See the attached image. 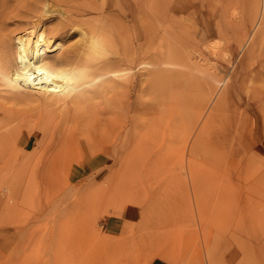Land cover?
<instances>
[{"label": "rangeland", "instance_id": "obj_1", "mask_svg": "<svg viewBox=\"0 0 264 264\" xmlns=\"http://www.w3.org/2000/svg\"><path fill=\"white\" fill-rule=\"evenodd\" d=\"M113 1L108 9L100 6L74 16L85 23L98 18L100 23L111 25L121 50L126 30L117 25L135 22L136 30L130 32L133 48L140 52L134 51L135 56L138 53L135 58L148 66L136 67L132 72L131 94L136 108L131 113L135 122L130 135L139 137L135 143L140 142L151 158L146 164L132 167H121V162L118 165L120 146L128 140L125 133L117 137L108 152L100 150L106 149L108 142V134L105 137L103 129L99 133L96 129L102 127L100 117L117 111L111 109V115L104 112L112 93L88 101L84 104L87 111L83 105L79 107L78 114L87 118L93 109L91 121L87 120L91 124L88 122L85 130L86 120L82 119L81 130L80 124L64 121L65 113L54 105L51 108L50 103H43L47 100L39 93H16L0 78V95L4 94L0 96V264H264V32L250 42L258 31L253 26L257 20L253 15H260L262 0H166L169 7L161 0L162 7L157 9L154 4L160 0H130L134 2V20L121 17L118 12L123 4ZM139 3L144 5L137 6ZM66 6L62 9H68ZM141 6L147 9L141 12ZM159 10L165 15L168 10L166 16L161 13L167 19L160 21ZM108 12H113L108 16L112 22ZM60 15L55 11L50 16L53 19L47 18L44 25L52 21L50 27H58L63 20ZM22 19L24 23L11 19L6 24L14 30L19 24L25 27L27 19L33 18ZM177 19L179 26L173 23ZM84 22L79 25L86 27ZM75 24L66 27L68 33L56 32L55 39L65 42V52L79 41ZM144 26L152 34H143ZM236 26L242 32L236 31ZM160 32L166 36H159ZM174 36L181 41L180 46L189 48L180 47ZM168 41L170 45L171 41L177 43L179 48L172 47H177L175 52L179 51V61L182 59L176 69L172 68V75L158 72L155 61L160 53H174V49L167 48ZM114 54L111 49L107 57L116 58ZM48 109L55 113L50 116ZM8 118L14 123L6 122ZM71 125L67 142L65 135ZM7 131L9 136L5 135ZM80 133L85 135L80 137ZM91 139L99 149L95 153L88 152L92 142L87 140ZM99 141L103 144L98 147ZM63 143H71L74 148L66 145V149ZM54 157L61 159L54 164ZM47 171L54 178L48 177ZM114 171L120 177H111Z\"/></svg>", "mask_w": 264, "mask_h": 264}, {"label": "bare ground", "instance_id": "obj_2", "mask_svg": "<svg viewBox=\"0 0 264 264\" xmlns=\"http://www.w3.org/2000/svg\"><path fill=\"white\" fill-rule=\"evenodd\" d=\"M113 0H101V2H99V0H0V78H2L5 83H7V87L11 88L13 91H15L16 93H22V92H28L30 94H32L31 92H37L39 93V95H42L45 100V102L43 103H50V107L52 105H54L56 108H58L62 113H65L64 117H63V120L64 121H67V122H70V124H80L78 126V129L81 128V123L80 121H82V119L84 120L85 118V123H86V126H85V130H86V127L88 126V122L90 123L91 119H90V116L92 114V110L90 111V115L88 114V118L90 119V121H87L88 118L87 117H82L80 116L78 113H79V110H80V106L83 105V109H84V104H86L88 101V103L91 102V100L93 99H97L99 97H102L103 95H106L107 93H112V97H108V95H106V97L109 98L108 100V104L106 106H104V112L105 113H109L111 115V109H114V111H116V114H112L111 116H108L106 115L105 117L102 116V118L100 117V119H103L100 123H101V128H96L98 130V133H99V130L100 129H103L102 130V133L105 132V137H106V134L107 135V139L110 137V139H106L107 144H106V149L105 148H101L100 150H104L105 152H108V150L112 147V145H114L115 141L117 140V137L123 133H125L126 135H128V140H126V144L123 146H120L122 147V149L120 148L121 150V154L120 156H118V159L117 161H119L117 164L119 165L120 162V166L122 167L123 164H125V166L127 167H132L134 164L138 163V164H146L148 163V160H150L151 157H149V153L147 152L146 148L143 147V145H140V142H136L135 141H138V138H135L133 136L130 135V132H131V129H132V125L133 123L135 122L134 121V117L131 115V113L135 110L136 106H135V101L134 99L132 98V94H131V90H132V87H133V82H132V72L133 70L137 67H141V66H145L147 65L148 66V63H146L145 61L143 60H140V59H136L135 57L137 56L139 49L138 51H136L134 48H133V41H132V38H131V30L132 31H135L136 28L134 26V24H127L124 26L123 23L122 25L121 24H118L117 22L119 20H117V22H115L116 20H114L115 24H118L117 25V28L118 27H124L125 30H126V33H125V38H124V42H122V50L120 49L119 47V44L118 41L117 42V37L116 35H114V33L111 31L110 29V26L109 24H102L100 23L101 19H92V20H89L87 23L84 22V20H80V19H76L75 18V14H84V13H87L91 10H96L98 8H101L103 7L104 9H108L109 6L111 5ZM134 1V0H133ZM137 1V0H136ZM147 1V0H145ZM151 1V0H150ZM154 1V0H153ZM152 1V2H153ZM157 0H155L156 2ZM172 1V0H171ZM114 2V1H113ZM116 2V1H115ZM119 2V5L120 3L123 4V6H121V8L119 9V12L118 14L121 15V17H125V18H128V17H131L133 20H134V5L133 3L130 1V0H118ZM170 2V0H169ZM168 2V3H169ZM147 2H145L146 4ZM166 0H165V5L167 6L166 4ZM262 11L260 13V15L257 17L256 14L253 15L254 19L257 18L256 21H254V25L255 27H257L258 31L257 33H255L256 37H254L253 40H251L250 42L254 43V41H256V39H258L259 35L264 32V0H262ZM117 4V3H116ZM153 5V3H151ZM163 4H164V0H163ZM170 4V3H169ZM168 4V5H169ZM63 5H67L68 6V9H62ZM138 5H144L139 3L137 4ZM150 5V3H149ZM156 5V9H157V6H161V0L159 3H155L154 6ZM66 6V8H67ZM117 6V5H116ZM148 6V5H147ZM151 9H153V7ZM164 6V5H163ZM257 6V5H256ZM260 6V5H259ZM58 7V8H57ZM111 7V6H110ZM151 7V6H150ZM162 7V6H161ZM169 7V6H167ZM64 8V7H63ZM139 8V7H138ZM137 9V8H136ZM144 9H147V8H144L143 6V10ZM161 9V8H160ZM164 9V7L162 8ZM167 9V8H165ZM255 9V7H254ZM140 9H138V12H139ZM142 10V6H141V12H143ZM149 10V9H148ZM190 10V9H189ZM196 9H194L195 11ZM257 10V9H256ZM259 10V9H258ZM55 11H57V13L60 12V16L63 15V17H61L63 20H61L60 18V21H61V24L58 26V27H50L52 26V24L50 25V23L52 21H48V25H44V22L45 20L47 21L48 19L47 18H51V14L54 13ZM102 11V10H101ZM113 11V10H112ZM153 11V10H151ZM161 10H159L160 12ZM168 11V10H167ZM167 11H166V15H167ZM193 11V10H192ZM105 12V11H104ZM107 12V11H106ZM136 12V11H135ZM157 12L156 11V15H157ZM163 12V10H162ZM162 12H160L158 14V18L160 19V21L163 19H167L165 18L164 19V16H166L165 14H163ZM256 12V11H255ZM254 12V13H255ZM109 13L111 12H108L107 13V17L108 16H112V13L110 15H108ZM151 13V12H150ZM164 15H162V14ZM171 13V12H170ZM169 13V15H170ZM106 14V13H105ZM149 14V12H148ZM187 14V13H186ZM190 14V13H189ZM258 14V12H257ZM136 15V14H135ZM150 15V14H149ZM155 15V16H156ZM172 15V14H171ZM182 15V14H180ZM92 16V15H91ZM105 16V15H104ZM140 16V15H138ZM146 16V14H145ZM33 18V19H30L28 20L27 19V22L25 25V27L23 26V21H20V20H23L22 18ZM53 17H56V16H53ZM59 17V16H57ZM79 17V16H78ZM143 17H144V14H143ZM153 17V15L151 16V18ZM172 16H170L169 18H171ZM90 18V17H88ZM103 18V16H102ZM105 18V21H108L106 17ZM109 19L111 17H108ZM146 18V17H145ZM145 18H142V19H145ZM149 18V17H148ZM173 19L175 18V16L172 17ZM178 18V16H177ZM180 18V17H179ZM190 18V17H189ZM244 18H247V17H244ZM14 20L15 22L17 20L22 23V26H19L16 27V29L14 30H11L8 28L9 24H6L7 21L9 20ZM53 19V18H51ZM82 19V18H81ZM154 19V17H153ZM157 17H155L154 20H156ZM187 19V18H186ZM11 20V21H12ZM25 20V19H24ZM130 20V19H129ZM171 20V19H170ZM179 19H177L176 21H174L173 23L177 22ZM182 20V19H181ZM180 20V22H181ZM184 20V19H183ZM182 20V23L184 22ZM247 20V19H246ZM250 20V18H249ZM8 21V22H9ZM57 21V19H56ZM111 21V19H110ZM141 21V19L139 20ZM146 21V19H145ZM150 21V19H149ZM172 21V20H171ZM244 21V20H243ZM59 22V20H58ZM57 22V23H58ZM82 22H84V24H86V27L84 26H80L81 24H83ZM112 22V21H111ZM124 22V21H123ZM137 22V21H136ZM148 22V21H146ZM145 22V23H146ZM151 22V21H150ZM149 23H146V25H149ZM170 22V21H169ZM179 22V21H178ZM230 22H232L230 20ZM246 22V21H244ZM252 22V21H251ZM11 23V22H10ZM13 23V22H12ZM78 25V27L76 26V28L79 29V31L76 29L77 34L79 33V41L78 43L73 46V48H71V50L69 49L68 51H64V47H66L65 45V42L59 39H55L56 38V32H59L61 30V33H62V30H64L65 32L66 31V27L69 26V27H72L73 24ZM105 23V22H104ZM120 23V21H119ZM153 23V26H154V22ZM157 23L159 24V22L157 21ZM157 23H155L157 25ZM172 23V24H173ZM242 23V22H241ZM247 23V22H246ZM18 24V23H17ZM56 24V23H55ZM80 24V25H79ZM102 24V25H101ZM140 24H142L140 22ZM162 24V22H161ZM167 24V23H166ZM176 24V23H175ZM232 24V23H231ZM230 24V25H231ZM248 24V23H247ZM253 24V23H252ZM108 25V26H107ZM114 25V23H113ZM151 25V24H150ZM169 25V24H167ZM177 25V24H176ZM181 25V23H180ZM233 25V24H232ZM242 25V24H241ZM239 24V26H241ZM251 25V24H250ZM13 26V24H12ZM57 26V25H55ZM107 26V28L105 27ZM151 26V27H153ZM179 26V25H177ZM183 26V29H184V25L182 24ZM235 26V25H234ZM238 26V25H237ZM237 26L235 28H237ZM247 26V25H246ZM150 27V28H151ZM168 26H165L164 28H167ZM251 27V26H250ZM14 28V27H13ZM120 28V29H121ZM162 28V27H161ZM170 30H172V28L168 27ZM174 28V26H173ZM182 28V27H181ZM226 28V27H225ZM239 28V27H238ZM236 29V31H238L239 29ZM241 28V27H240ZM245 28V31L243 32H246V27ZM71 29V28H70ZM123 29V28H122ZM148 29V30H147ZM155 29V28H154ZM154 29H151L152 31ZM182 29V30H183ZM232 29V28H231ZM256 29V28H255ZM68 30V29H67ZM118 30V29H117ZM142 30V29H141ZM165 30V29H164ZM163 30V31H164ZM176 30V29H175ZM181 30V29H179ZM178 30V31H179ZM182 30H181V33H182ZM235 30V29H234ZM75 31V33H76ZM121 31V30H120ZM124 31V30H122ZM149 27H143V34L147 33L149 34ZM156 31V30H154ZM162 31V32H163ZM241 31V29L239 30ZM255 31V30H254ZM70 32V31H69ZM151 32V31H150ZM158 32V31H156ZM156 32L154 33L156 35ZM165 32V31H164ZM177 32V31H176ZM184 32L186 34V31L184 29ZM183 32V33H184ZM234 32V31H233ZM242 32V31H241ZM60 33V34H61ZM68 33V32H67ZM66 33V34H67ZM74 32H72L73 34ZM117 33V32H116ZM118 33H122V32H118ZM166 33V32H165ZM169 34H171V32H168ZM59 34V33H58ZM57 34V35H58ZM65 34V36H66ZM76 34V35H77ZM152 34V32L150 33ZM159 34V32H158ZM167 34V33H166ZM167 34V35H169ZM247 34V33H245ZM64 35V34H63ZM154 35V36H155ZM164 37L166 36L164 33H163ZM163 35L161 34L160 32V35L161 37H163ZM178 35V34H177ZM184 35V34H183ZM264 35V34H263ZM62 36V35H61ZM61 36H58V37H61ZM65 36H63L65 38ZM67 36H69L67 34ZM121 36H123L121 34ZM151 36V35H150ZM158 36V35H157ZM156 36V37H157ZM185 36V35H184ZM242 36V35H241ZM57 37V38H58ZM124 37V36H123ZM135 37V36H134ZM148 37V36H147ZM171 37V35H170ZM176 37V36H174ZM180 37V35H179ZM253 37V36H252ZM262 37V35H261ZM62 38V37H61ZM149 38V37H148ZM151 38V37H150ZM149 38V40H150ZM160 38V37H159ZM173 38V36H172ZM245 37H243L244 39ZM249 38H251V34L248 35L247 37V40H249ZM152 39H153V36H152ZM162 39V38H161ZM171 39V38H170ZM177 40H175L176 42L180 41L178 40V38L176 37ZM240 39V38H239ZM242 39V37H241ZM164 40V38H163ZM166 40H169L168 39V36L166 38ZM174 40V38L172 39ZM246 40V41H247ZM66 41V40H65ZM244 41V40H243ZM75 42V41H74ZM164 42V41H163ZM167 42V41H166ZM169 42V41H168ZM173 42L172 45L174 46H177V43L175 45V42L174 41H171ZM181 42V41H180ZM178 43L179 46L182 44V43ZM121 44V42H119ZM161 43V42H160ZM242 43V41L240 42ZM246 43V42H244ZM248 43V42H247ZM246 43V44H247ZM136 44V43H135ZM170 45V42L168 43ZM245 44V45H246ZM144 45V44H143ZM163 45H165V43H163ZM172 45H170V47L172 48V50L174 49V53H169L167 55H163V53H160L157 58H156V63L158 64V69L159 71L158 72H165L167 75H172V68H175L176 65H180V62L182 61H179V59L181 58V54L180 52H175V48L172 47ZM185 45V44H183ZM183 45L180 46L183 48ZM189 46V45H188ZM187 45H185V47H188ZM72 47V46H71ZM136 47V46H135ZM163 47V46H162ZM165 47V46H164ZM184 47V49H185ZM166 48V49H167ZM179 48V47H178ZM189 48V47H188ZM188 48H186V50H188ZM244 48V47H243ZM111 49L114 50L115 54L114 56H117L116 58H111L110 56L107 57V52L110 51ZM147 48L145 47V50ZM163 49V48H161ZM138 52L136 53V56H135V52ZM147 51V50H146ZM159 51V50H158ZM165 51V50H164ZM169 51V50H168ZM167 51V52H168ZM64 52V53H63ZM166 52V51H165ZM170 52V51H169ZM172 52V51H171ZM182 52V51H181ZM187 52V51H186ZM183 53L184 50H183ZM111 54V52H110ZM152 54V53H151ZM149 55V54H148ZM186 55V54H185ZM184 56V55H183ZM188 56V55H187ZM140 57V56H138ZM142 57V56H141ZM154 57V56H153ZM155 58V57H154ZM153 58V59H154ZM183 58V57H182ZM152 59V58H151ZM149 60V59H148ZM185 60V59H184ZM183 60V61H184ZM191 62V61H190ZM189 62V63H190ZM195 62V61H194ZM150 63V62H149ZM182 63V62H181ZM191 64V63H190ZM197 64V63H196ZM155 66V65H154ZM185 66H187L185 64ZM184 64H183V67H185ZM157 68V65L155 66ZM163 67H167L168 69H164ZM179 67V66H178ZM187 68V67H186ZM176 69V68H175ZM178 69V68H177ZM192 70H196L195 68H191ZM200 70V69H199ZM190 72H192L190 70ZM190 72H188L190 74ZM144 73V72H143ZM155 73V72H154ZM175 73V72H174ZM194 73V72H192ZM143 75V74H142ZM185 74H182V76H184ZM176 76V75H175ZM193 76V75H192ZM141 77V75L139 76ZM142 78V77H141ZM180 78V77H178ZM184 78V77H183ZM187 79V78H186ZM202 80V79H201ZM207 80V79H206ZM184 81V80H183ZM218 81V80H217ZM225 81V80H224ZM136 82V81H135ZM206 83V81H204ZM221 82V81H220ZM2 83V82H1ZM4 83V82H3ZM2 83V84H3ZM208 84V83H206ZM218 84V83H217ZM223 85V83H221ZM200 87V86H199ZM220 87V86H219ZM1 88V87H0ZM4 87L2 86V89ZM6 88V89H8ZM1 89V91H3ZM5 89V88H4ZM5 89V90H6ZM205 89V88H204ZM176 90V89H175ZM8 91V90H7ZM10 91V90H9ZM174 91V90H173ZM4 92V91H3ZM11 93V92H10ZM27 95L26 96H30V95ZM2 95L0 96H3L4 94L1 93ZM6 94V93H5ZM11 95L12 97V93L9 94ZM8 95V96H9ZM22 95V94H21ZM20 95V96H21ZM33 96V94H32ZM31 96V98H32ZM41 96V97H42ZM6 97H7V94H6ZM23 97V96H21ZM24 97H25V94H24ZM104 97V96H103ZM104 97V98H106ZM107 98V99H108ZM28 99V98H27ZM26 98L24 100H27ZM34 99V98H32ZM36 99V97H35ZM102 99V98H100ZM215 99V98H214ZM22 100V99H21ZM20 100V101H21ZM206 100V98H205ZM37 102V100H35ZM96 101V100H95ZM93 101V103L95 102ZM24 102V101H23ZM2 103V102H1ZM33 103V102H32ZM27 104V103H26ZM30 104V103H28ZM27 104V106H28ZM34 104V103H33ZM33 104H31L33 106ZM95 104V103H94ZM205 104V103H204ZM209 104V103H208ZM12 105V103H11ZM17 105V104H16ZM25 105V104H24ZM30 105V107H31ZM35 105H39V104H34ZM49 105V104H48ZM5 105L3 104V107ZM45 106V105H43ZM8 107V105H7ZM10 107V106H9ZM37 107V106H36ZM35 107V109H36ZM212 107V106H211ZM12 108V107H11ZM15 108V107H14ZM34 108V107H32ZM43 108V107H42ZM52 108V107H51ZM108 108V109H107ZM16 109V108H15ZM47 109V108H46ZM45 109V110H46ZM50 109V108H49ZM48 109V113L50 112V110ZM54 109V107H53ZM102 109V110H103ZM107 109V110H106ZM209 109V108H208ZM17 110V109H16ZM56 109H54L55 111ZM12 111V110H11ZM20 111V110H19ZM54 111H51L50 112V116L52 114V112ZM84 111H87L84 109ZM109 111V112H108ZM209 111V110H208ZM207 111V112H208ZM37 112H40V111H37ZM44 112V111H43ZM102 112V111H101ZM113 112V111H112ZM5 113V112H4ZM55 113V112H54ZM93 113H96V112H93ZM135 113V112H133ZM37 114V113H36ZM44 114V113H43ZM82 114V113H81ZM57 115V114H56ZM55 115V118L57 117ZM61 115V113H60ZM31 116V115H29ZM40 116V115H38ZM43 116V115H42ZM49 116V114H48ZM49 116V117H50ZM16 117V116H15ZM33 118H35L34 116H32ZM44 117V116H43ZM205 117V116H204ZM3 119V118H2ZM30 119V118H29ZM37 119V118H36ZM42 119V118H41ZM41 119H40V122H41ZM14 120L13 118L11 119H7V121H12ZM47 120V119H46ZM45 120V121H46ZM28 121V119H27ZM33 121V120H32ZM52 121H53V118H52ZM13 122V121H12ZM35 122V121H34ZM49 122V121H48ZM94 122V121H93ZM92 122V123H93ZM14 123V122H13ZM62 123V122H61ZM84 123V122H83ZM82 123V124H83ZM85 123L83 125H85ZM97 123V122H96ZM32 124V123H31ZM44 124V123H43ZM91 124V123H90ZM89 124V125H90ZM6 125V124H5ZM14 125V124H13ZM27 125V124H26ZM37 125V124H36ZM40 124L38 123V126ZM50 125V124H49ZM48 125V127H49ZM51 125H52V122H51ZM61 125V124H60ZM69 125V124H68ZM94 125V123L92 124ZM90 126V127H93V126ZM97 125V124H96ZM16 126V125H15ZM37 126V127H38ZM99 126V124H98ZM97 126V127H98ZM6 128L7 127H10L9 126H5ZM4 127V128H5ZM18 127V126H17ZM46 127V125H45ZM73 125L71 126H68L67 128V135H65V139L66 141L69 139L70 140V134L69 132L71 131ZM89 127V129H91ZM3 128V127H2ZM3 128V129H4ZM25 128V127H24ZM28 128V127H27ZM56 128V127H55ZM54 128V129H55ZM135 128V127H134ZM2 129V130H3ZM32 129V128H31ZM47 129V127H46ZM44 129V133H45V130ZM58 129V128H57ZM77 129V128H76ZM8 130V129H6ZM5 130V131H6ZM17 130V129H16ZM42 130V129H41ZM50 130V129H49ZM11 131V129L9 130ZM59 131V130H58ZM57 131V133H58ZM101 131V130H100ZM134 131V129L132 130V132ZM4 131H2L1 133H3ZM47 132H50V131H46ZM79 132V130H78ZM86 132V131H85ZM92 132V131H91ZM135 132V131H134ZM6 133V132H5ZM8 134H5V135H8L9 136V132L7 131ZM14 133V132H13ZM12 133V134H13ZM16 133V132H15ZM18 133V131H17ZM43 133V134H44ZM53 133V132H52ZM56 133V131L54 132ZM76 133V132H75ZM49 134V133H48ZM64 134V133H63ZM82 135H80V137H82L83 135H85V133H80ZM90 134V133H89ZM88 134V135H89ZM101 134V133H100ZM124 134V135H125ZM132 134V133H131ZM1 135V134H0ZM4 136V134H2ZM45 135V134H44ZM87 135V136H88ZM103 135V136H104ZM8 136H6L7 138H9ZM12 136H15L14 134ZM101 136V135H99ZM47 137V135H46ZM52 137V136H51ZM56 137V136H55ZM72 137H74L72 135ZM85 137V136H84ZM105 137H103V139H105ZM112 137V138H111ZM2 138V137H1ZM16 138V136H15ZM45 139V136L43 137ZM61 138V137H60ZM59 138V139H60ZM95 139V137H92ZM99 138V137H97ZM102 138V137H101ZM100 138V139H101ZM120 138V137H119ZM124 138V136L122 137ZM126 138V137H125ZM52 139V138H51ZM54 139V138H53ZM58 139V140H59ZM90 139V138H89ZM136 139V140H135ZM1 140V139H0ZM10 141H12L13 143V140H11L9 138ZM41 140V137L39 139V141ZM50 140V139H49ZM85 140V138H84ZM119 140V139H118ZM124 140V139H122ZM57 141V140H56ZM88 141V142H87ZM86 142L87 143H91L89 144L90 145V150H88V152L90 151V153H95L97 152V150H99L96 146H95V140H92L89 142V140H87ZM97 141V139H96ZM102 141V140H101ZM29 142V141H28ZM41 142V141H40ZM45 142V141H44ZM43 142V143H44ZM62 142V141H61ZM68 142V141H67ZM70 142V141H69ZM77 142H79L81 144V141L77 139ZM104 142V141H103ZM119 142V141H118ZM125 142V140H124ZM11 143V144H12ZM78 143V144H79ZM101 143L100 141L98 142V144ZM105 143V142H104ZM3 144H6V142L4 143L3 141ZM8 144V143H7ZM39 145V143H37ZM73 144L76 145V143L74 142ZM97 144V145H98ZM103 144V143H101ZM120 144V143H119ZM145 144V143H144ZM56 145V144H55ZM63 145L66 147L67 144H64ZM71 143L68 145L70 146L71 148ZM87 145V144H86ZM116 147L119 149V145L118 143L116 142ZM2 148L4 145H1ZM40 146V145H39ZM74 146V145H73ZM72 146V148H74ZM100 146V144L98 145V147ZM76 149H77V146H75ZM104 147V146H103ZM115 147V149L117 150V148ZM64 148V147H63ZM71 148V149H72ZM80 148V147H79ZM5 149V148H4ZM62 149V148H61ZM67 149V147H66ZM65 150V152H67V150ZM89 149V148H87ZM6 150V149H5ZM52 150V149H51ZM62 150V152L64 151ZM39 151V150H38ZM37 151V152H38ZM41 151V150H40ZM73 151V150H72ZM76 151V150H75ZM112 151V150H111ZM118 151V150H117ZM36 152V153H37ZM50 152V151H49ZM57 153V150L55 151ZM71 152V150H70ZM79 152V151H78ZM82 152V151H81ZM102 152V151H101ZM59 153H61V151H59ZM69 153V151H68ZM73 153V152H72ZM72 153H69V154H72ZM29 154V153H28ZM28 154H26L28 156ZM32 154V153H30ZM41 154V153H40ZM50 154V153H49ZM62 154V153H61ZM68 154V156H69ZM83 154V153H82ZM81 154V155H82ZM153 154V153H152ZM167 154V153H166ZM35 155V154H33ZM63 155V154H62ZM65 155V153H64ZM73 155V154H72ZM72 155L70 157H72ZM80 155V154H79ZM92 155V154H90ZM118 155V154H117ZM159 155V154H158ZM27 156H26V160H27ZM57 156V155H56ZM67 156V153L65 155V157ZM67 156V157H68ZM157 156V155H155ZM61 157V155H60ZM78 157V156H77ZM82 157V156H80ZM110 157V156H109ZM117 157V156H116ZM33 158V157H32ZM53 158V157H52ZM59 158V157H58ZM57 158V160H58ZM159 157H157L156 159H159ZM61 159V158H60ZM59 159V160H60ZM80 159V158H79ZM78 158H76L75 161H79ZM113 159V158H112ZM54 160H55V157H54ZM54 162V164L56 163V161ZM58 160V161H59ZM67 160V158H66ZM69 160V159H68ZM73 160V159H72ZM153 160V159H151ZM167 160H168V157H167ZM32 161V159H31ZM30 161V162H31ZM46 161V160H45ZM57 161V162H58ZM70 161V160H69ZM115 161V159H114ZM22 162V161H21ZM25 162V160H24ZM53 162V161H51ZM74 162V161H73ZM153 162V161H152ZM77 163V162H76ZM30 164V163H29ZM46 164V163H45ZM44 164V165H45ZM52 164V163H51ZM115 164V165H117ZM20 165H23V164H20ZM25 166H28L25 165ZM52 166V165H51ZM55 166V165H54ZM61 166V164H60ZM62 167H65L64 165ZM125 167V169L127 168ZM52 168V167H51ZM118 168V167H117ZM44 170V168H42ZM62 168L58 169L61 170ZM122 169V168H121ZM124 169V170H125ZM131 168H129V171H130ZM28 170V169H27ZM42 170V171H43ZM51 169L49 168V171ZM63 170V169H62ZM62 170L60 172H62ZM128 170V169H127ZM126 170V171H127ZM41 171V172H42ZM47 171L48 174H50V172H53V171ZM57 171V173L59 174V172ZM67 171V170H66ZM113 171V170H112ZM118 171L120 172L119 168H118ZM118 171H114L111 174V177H120V174ZM128 171V172H129ZM26 173V172H24ZM123 173V172H122ZM9 174V173H7ZM53 174V173H52ZM57 174V176H58ZM64 174V173H63ZM20 175V174H19ZM17 175V176H19ZM35 175V174H34ZM56 175V174H54ZM62 175V173L60 174V176ZM123 175V174H122ZM41 176V175H40ZM62 176H65L62 175ZM106 176H109L108 174ZM26 177V176H25ZM48 177H52L54 178V176L50 174V176ZM56 177V176H55ZM110 177V176H109ZM110 177V178H111ZM45 179V178H44ZM51 179V178H49ZM192 186V185H191ZM130 200H132V198H130ZM195 200V199H194ZM197 202V201H196Z\"/></svg>", "mask_w": 264, "mask_h": 264}]
</instances>
